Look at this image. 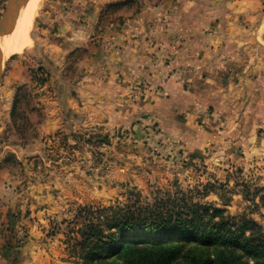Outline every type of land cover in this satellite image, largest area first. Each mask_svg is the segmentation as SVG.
<instances>
[{
    "label": "rangeland",
    "instance_id": "374dc122",
    "mask_svg": "<svg viewBox=\"0 0 264 264\" xmlns=\"http://www.w3.org/2000/svg\"><path fill=\"white\" fill-rule=\"evenodd\" d=\"M6 1L0 0V19ZM252 4L257 16L242 29L248 42L238 55L252 64L259 60V81L253 75L245 82L242 67H225L220 76L225 81L215 85L231 84V92L205 101L194 128L176 135L144 118L135 131L110 136L92 128L46 131L49 115L56 107L61 111L63 86L81 77L74 70L77 59L87 56L58 50L66 14H75L88 31L92 52L106 55L104 48L121 34L125 42L134 32L137 55L158 62L164 58L160 42L171 39L179 18L209 34L229 27L231 16ZM27 7L31 14L21 32L26 45L4 56L1 67L0 167L13 157L10 167L19 189L4 197L7 203L0 202V209L7 206L0 213V264H80L71 239L82 207H145L159 199H184L253 220L264 232V30L259 33L264 0H28ZM193 14L201 16L199 22L189 18ZM178 36L185 41L187 35ZM10 39L9 46L18 43ZM155 70L159 74V67ZM158 88L138 79L134 90L144 98L146 92L158 95ZM224 95L232 97L230 102L221 99Z\"/></svg>",
    "mask_w": 264,
    "mask_h": 264
},
{
    "label": "crops",
    "instance_id": "0c3cea01",
    "mask_svg": "<svg viewBox=\"0 0 264 264\" xmlns=\"http://www.w3.org/2000/svg\"><path fill=\"white\" fill-rule=\"evenodd\" d=\"M261 3L259 2V9H262ZM257 10L255 4L249 8L241 7L239 12L242 14H233L229 27L213 28L214 31L209 34L203 31L205 28L202 26L182 24V19L179 18L171 32V39L166 38L160 42L164 58L158 62L151 55L152 60H149L146 53L137 55L138 44L135 42L134 32L125 42L122 41L121 34L118 42L110 44L107 50L104 48L106 55L92 52L88 31L85 27H79L75 14H66L58 50L66 54L79 50L76 54L83 53L87 56L82 55L83 58L77 59L74 70L80 72L81 77L73 84L63 86L65 93L59 96L61 111L58 107L52 111L49 117L53 120H50L46 131L51 132L63 126L72 131L92 128L102 135L110 136L124 130L135 131L136 122L144 118L154 119L155 123L163 125L166 131L176 135L194 128L195 116L205 101L210 103L215 100L221 91L227 94L231 92V84L223 88L215 85L216 81L223 80L220 76L224 74L225 67H242L245 82L251 83L253 75H258L259 81V60H255L257 64L253 60L254 68L252 62L238 55L239 49L248 42L242 29L255 19ZM241 15L243 20L240 18L242 22H239ZM197 17L201 16L193 14L189 18L199 22ZM234 20L237 22L233 25ZM263 27L264 20H260L259 33L264 30ZM180 34L187 35L185 41L182 36H178ZM237 34H241L243 39L236 40ZM144 45L145 50L150 53L152 49ZM158 67L159 74L155 70ZM138 79L148 84H157L161 91L158 95L146 92L144 98H137L134 87ZM57 92L60 94L62 90ZM225 96L221 99L225 103L230 102L232 97ZM12 158L9 157L8 163L0 167L1 203H7L4 197L14 196L19 189L17 177L11 172L13 169L10 165L15 162ZM52 184L53 188H50L56 189L57 184ZM6 211L7 206L0 209V213Z\"/></svg>",
    "mask_w": 264,
    "mask_h": 264
},
{
    "label": "trees",
    "instance_id": "16d2710c",
    "mask_svg": "<svg viewBox=\"0 0 264 264\" xmlns=\"http://www.w3.org/2000/svg\"><path fill=\"white\" fill-rule=\"evenodd\" d=\"M73 223L79 228L71 249L80 264H264L256 222L191 200L82 207Z\"/></svg>",
    "mask_w": 264,
    "mask_h": 264
},
{
    "label": "bare ground",
    "instance_id": "6f19581e",
    "mask_svg": "<svg viewBox=\"0 0 264 264\" xmlns=\"http://www.w3.org/2000/svg\"><path fill=\"white\" fill-rule=\"evenodd\" d=\"M30 2H31V0H30ZM34 2V1H33ZM23 3V2H22ZM27 3H28V0H26V1H24V3L23 4H21V7L18 9V11H17V14H16V16H15V18H14V20H13V22H12V24H11V26L8 28V30H7V33L6 34H4L1 38H0V68L2 67V65H3V63H2V58L4 57V56H6V55H8V53L10 54L11 52H12V54H13V52L14 51H17L19 48L21 49V47H23L24 45H26V42H23V40H26L27 41V38L25 39V35L23 36V38L24 39H22L21 38V36H22V34H21V32H23V28L25 27L24 25V19L26 20V18H25V15L27 14V13H29V12H27V9H28V7H27ZM33 5H34V3H32ZM29 5V4H28ZM32 5V6H33ZM31 6V7H32ZM31 7H29V10H30V8ZM27 8V9H26ZM32 9V8H31ZM29 14H31V13H29ZM28 18H31L30 16H27ZM28 21H29V19H28ZM30 23V21L26 24V25H28ZM23 27V28H22ZM26 28V27H25ZM24 33V32H23ZM8 34V39H10V38H13V37H15L16 39L15 40H17L18 41V43H16L14 46H9V45H11V44H9V40L8 39H5L6 37H5V35H7ZM22 39V40H21ZM11 40V39H10ZM14 40V41H15ZM23 42V43H22ZM9 44V45H8ZM31 44V43H30Z\"/></svg>",
    "mask_w": 264,
    "mask_h": 264
},
{
    "label": "water",
    "instance_id": "95a60500",
    "mask_svg": "<svg viewBox=\"0 0 264 264\" xmlns=\"http://www.w3.org/2000/svg\"><path fill=\"white\" fill-rule=\"evenodd\" d=\"M23 0H7L4 7V12L0 19V38L5 34L11 26L19 6ZM0 82H1V68H0ZM0 110H1V94H0Z\"/></svg>",
    "mask_w": 264,
    "mask_h": 264
}]
</instances>
